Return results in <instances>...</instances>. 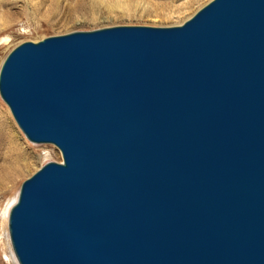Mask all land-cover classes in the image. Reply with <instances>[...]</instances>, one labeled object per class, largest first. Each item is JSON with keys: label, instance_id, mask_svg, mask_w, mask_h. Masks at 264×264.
<instances>
[{"label": "water", "instance_id": "obj_1", "mask_svg": "<svg viewBox=\"0 0 264 264\" xmlns=\"http://www.w3.org/2000/svg\"><path fill=\"white\" fill-rule=\"evenodd\" d=\"M0 95L62 153L10 208L19 264H264V0L22 42Z\"/></svg>", "mask_w": 264, "mask_h": 264}, {"label": "rangeland", "instance_id": "obj_2", "mask_svg": "<svg viewBox=\"0 0 264 264\" xmlns=\"http://www.w3.org/2000/svg\"><path fill=\"white\" fill-rule=\"evenodd\" d=\"M210 1L0 0V68L11 50L25 41L116 25H179ZM0 109L11 134L0 139V264H19L8 233L10 208L22 183L45 163L62 161V153L52 143L30 141L1 95Z\"/></svg>", "mask_w": 264, "mask_h": 264}, {"label": "bare ground", "instance_id": "obj_3", "mask_svg": "<svg viewBox=\"0 0 264 264\" xmlns=\"http://www.w3.org/2000/svg\"><path fill=\"white\" fill-rule=\"evenodd\" d=\"M7 123H9V122H7V116L5 115L4 110L0 109V139H7L11 136V134H9V132L7 131V128H6ZM8 233H9V230H8ZM8 233L5 232V235L7 237H8ZM9 238H10V236H9Z\"/></svg>", "mask_w": 264, "mask_h": 264}]
</instances>
